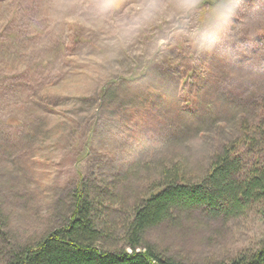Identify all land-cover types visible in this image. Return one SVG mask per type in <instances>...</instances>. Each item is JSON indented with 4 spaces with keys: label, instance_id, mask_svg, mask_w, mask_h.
I'll return each instance as SVG.
<instances>
[{
    "label": "rangeland",
    "instance_id": "374dc122",
    "mask_svg": "<svg viewBox=\"0 0 264 264\" xmlns=\"http://www.w3.org/2000/svg\"><path fill=\"white\" fill-rule=\"evenodd\" d=\"M210 1L179 18L172 0H159L162 11L145 22L142 6L151 0H0L5 246L34 244L62 224L84 180L104 202L101 227L117 228L104 246L123 248L122 222L149 193L157 167L181 163L191 182L208 172L212 139L233 137L247 112L241 100L264 89V71L256 77L245 66L264 59V0H242L228 28L200 52L191 33ZM190 53L215 69L192 88L195 111L172 69ZM136 162L147 168L128 175ZM179 217L144 242L185 264L229 260L264 236L257 208L231 220L200 211Z\"/></svg>",
    "mask_w": 264,
    "mask_h": 264
},
{
    "label": "trees",
    "instance_id": "16d2710c",
    "mask_svg": "<svg viewBox=\"0 0 264 264\" xmlns=\"http://www.w3.org/2000/svg\"><path fill=\"white\" fill-rule=\"evenodd\" d=\"M206 59L205 55L190 53L172 67L181 84L180 94L191 111L198 108L193 106L192 88L199 87V80L206 81L215 72L214 62ZM257 62H264V59ZM256 63L253 61L245 66L257 77L264 71V64ZM144 75L145 72L132 77L131 81ZM105 93L104 89L102 95ZM241 101L247 112L238 122L233 137L225 139L220 132L212 139L211 166L201 180L191 182L181 163L157 167V178L150 183L149 193L122 222L123 248L104 246L117 228L101 227L98 210L104 202L89 181L82 180L71 194L62 224L34 244L5 246L10 241L6 218L0 208V243L3 244L0 254L4 263L185 264L145 243L144 234L165 223L176 222L179 215L192 211H200L209 218L231 220L257 208L264 217V89L256 90ZM143 165L141 162L131 164L128 175L147 168ZM216 264H264V236L256 248Z\"/></svg>",
    "mask_w": 264,
    "mask_h": 264
},
{
    "label": "clouds",
    "instance_id": "9594fccd",
    "mask_svg": "<svg viewBox=\"0 0 264 264\" xmlns=\"http://www.w3.org/2000/svg\"><path fill=\"white\" fill-rule=\"evenodd\" d=\"M203 0H172V6L179 18L191 17L199 9ZM242 0H212L208 13L202 18L201 23L192 31L191 35L198 36L199 51L203 52L208 42L216 35L223 33L240 9ZM162 11L159 0H151L146 6H142V18L145 22L155 18ZM131 39V34L125 38Z\"/></svg>",
    "mask_w": 264,
    "mask_h": 264
}]
</instances>
